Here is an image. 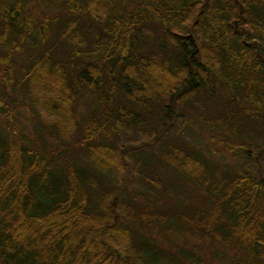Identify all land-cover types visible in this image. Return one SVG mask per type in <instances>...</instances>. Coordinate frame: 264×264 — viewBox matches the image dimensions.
<instances>
[{"label":"trees","instance_id":"obj_1","mask_svg":"<svg viewBox=\"0 0 264 264\" xmlns=\"http://www.w3.org/2000/svg\"><path fill=\"white\" fill-rule=\"evenodd\" d=\"M0 264H264V0H0Z\"/></svg>","mask_w":264,"mask_h":264}]
</instances>
